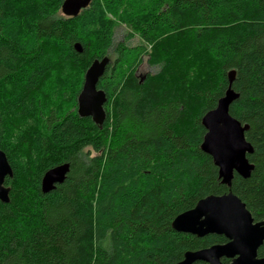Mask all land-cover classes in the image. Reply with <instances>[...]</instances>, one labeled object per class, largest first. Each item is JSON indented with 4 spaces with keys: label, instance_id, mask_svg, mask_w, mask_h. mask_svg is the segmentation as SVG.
Instances as JSON below:
<instances>
[{
    "label": "trees",
    "instance_id": "16d2710c",
    "mask_svg": "<svg viewBox=\"0 0 264 264\" xmlns=\"http://www.w3.org/2000/svg\"><path fill=\"white\" fill-rule=\"evenodd\" d=\"M62 2L0 0V150L12 170L0 264H174L224 243L171 222L228 190L200 144L201 117L230 70L229 113L248 124L254 165L247 178L234 173L230 190L263 220L264 0H90L69 17ZM120 23L129 30L114 44ZM133 35L140 43L129 45ZM110 49L96 85L106 95L99 127L77 114V95ZM144 57L157 69L137 75ZM62 163L64 180L42 192L44 172Z\"/></svg>",
    "mask_w": 264,
    "mask_h": 264
},
{
    "label": "water",
    "instance_id": "95a60500",
    "mask_svg": "<svg viewBox=\"0 0 264 264\" xmlns=\"http://www.w3.org/2000/svg\"><path fill=\"white\" fill-rule=\"evenodd\" d=\"M90 0H63L61 13L64 16H76L88 6ZM74 48L81 52L78 43ZM108 56L94 59L86 69L83 83L77 95V114L90 117L99 127L105 119V92L97 89L99 78L109 63ZM235 72H228V86L217 100L216 106L203 114L201 124L205 129L200 149L208 154L217 167L220 183L227 192L210 194L199 199L195 205L174 217L171 226L176 231L202 237L207 234L223 235L226 242L213 244L198 250L186 251L183 258L174 264H193L203 261L206 264H222L221 259H229L228 264H264V257L257 256V249L264 241V219L254 221L244 203L230 190L234 173L247 178L254 165L247 154L253 148L245 139L248 124H241L229 113L231 102L238 94L231 88ZM69 170L68 163L51 167L41 177L40 188L48 192L61 183ZM12 176L6 155L0 150V201H9V187L4 185L6 177Z\"/></svg>",
    "mask_w": 264,
    "mask_h": 264
},
{
    "label": "rangeland",
    "instance_id": "374dc122",
    "mask_svg": "<svg viewBox=\"0 0 264 264\" xmlns=\"http://www.w3.org/2000/svg\"><path fill=\"white\" fill-rule=\"evenodd\" d=\"M61 12V9H60ZM62 14V13H61ZM63 15V14H62ZM129 28L126 26L124 23L118 24L115 29H114V34H113V43H117L119 41L124 40V36L128 32ZM127 43L129 45H135L140 43V39L137 35H133ZM108 57L110 61H113L114 59V54L112 53V50L110 49L108 52ZM156 67H150L147 62H146V57L143 58V60L140 62V64L137 67L136 74L137 75H143L147 72H154L156 71Z\"/></svg>",
    "mask_w": 264,
    "mask_h": 264
},
{
    "label": "flooded vegetation",
    "instance_id": "af4514ba",
    "mask_svg": "<svg viewBox=\"0 0 264 264\" xmlns=\"http://www.w3.org/2000/svg\"><path fill=\"white\" fill-rule=\"evenodd\" d=\"M226 242V241H225ZM211 246V245H210ZM226 259V258H225ZM222 262V261H221ZM230 262V260L228 259V263ZM228 263H226V264H228ZM223 264V263H222Z\"/></svg>",
    "mask_w": 264,
    "mask_h": 264
},
{
    "label": "bare ground",
    "instance_id": "6f19581e",
    "mask_svg": "<svg viewBox=\"0 0 264 264\" xmlns=\"http://www.w3.org/2000/svg\"><path fill=\"white\" fill-rule=\"evenodd\" d=\"M76 111H77V109H76ZM220 180V179H219Z\"/></svg>",
    "mask_w": 264,
    "mask_h": 264
}]
</instances>
